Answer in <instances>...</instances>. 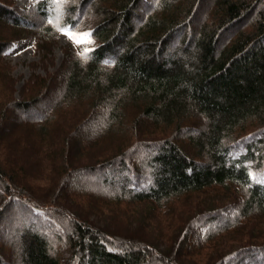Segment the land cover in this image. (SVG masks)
<instances>
[{
    "label": "trees",
    "instance_id": "16d2710c",
    "mask_svg": "<svg viewBox=\"0 0 264 264\" xmlns=\"http://www.w3.org/2000/svg\"><path fill=\"white\" fill-rule=\"evenodd\" d=\"M200 1L0 0V57L61 28L95 43L0 99V218L18 209L2 264H264V0H212L192 31ZM55 82L56 109L81 103L62 122L40 103Z\"/></svg>",
    "mask_w": 264,
    "mask_h": 264
},
{
    "label": "rangeland",
    "instance_id": "374dc122",
    "mask_svg": "<svg viewBox=\"0 0 264 264\" xmlns=\"http://www.w3.org/2000/svg\"><path fill=\"white\" fill-rule=\"evenodd\" d=\"M211 1L212 0H201L200 1L199 5L197 7V11H196L197 14H196L195 18L190 22V25H189V27L192 29V31H196L197 28L201 25L203 15L207 11L208 4ZM29 2H30V0H12V5L19 7V9H22V8L28 7ZM138 9H140V8L137 7L136 11H139ZM59 12L60 11L58 9L57 13H59ZM25 15H27V14L25 13ZM32 20H35V18L33 17ZM247 21H249V17H246L243 20H241V22L238 23L235 26V28H238V29H239V27L243 28L244 27L243 25H246ZM3 31L5 32V30H3ZM69 31L76 33V34L86 33L84 31H77V30H69ZM6 34L8 35L9 33L6 32ZM55 39H56L55 44L52 46H51V44H49L48 48L46 50H44V48H42L43 50H41V48L39 46L35 45V43L32 39L19 38V39L12 42V46L9 47L4 52V54L1 55V57H0V64L2 65L0 72L3 74L0 77V99L10 97L7 100L10 102L11 99L15 100V99L23 98L24 95H27V93L31 89H35L36 86L39 87V84H41L42 81L46 80V79L44 80L43 78H45L49 75L50 76L48 78L56 75V72L62 68L65 59H67V55L71 54L70 51L73 50L72 47L77 49V51H79V52H83L86 49H91L93 47V45L95 44L93 39H91L89 37H85V36H79V35L77 36V39H79L81 42L80 43H74L73 39H70L69 36L64 34L62 31L57 32V36ZM176 43L174 45H176ZM188 50H193L192 45H190L188 47ZM141 54H142L141 51H137V55H141ZM177 56L179 58H181L179 64H185V61H184L185 56L183 57L181 52H179V54ZM55 85H56V82H55L53 88H51L50 90H48L44 94V96L41 98L40 103H42L46 107L51 104L54 108V111H56V113H57L55 116L56 117L55 121L62 122V120L66 116V115L64 116V114H62V113L69 112V114L71 115L73 112L72 109L73 108L75 110L78 109L80 107L81 103H79V101H77V102L68 101V103L65 104L63 107L56 109L55 105H56V102L58 101L60 95L58 93V89L55 88L56 87ZM5 101H6V99H5ZM54 103H55V105H54ZM41 108H42V106L39 104L36 106V109L38 111H41L42 110ZM22 114H23L22 112L20 113L17 110L10 109L8 116L5 119V124L7 126H9L11 123L19 122L20 121V119H19L20 115H21V117L26 118ZM74 114H75V112H73L72 115H74ZM70 115H67V116L70 117ZM15 126H16V124H15ZM23 129L24 128L21 127V125H19V124L15 128V130H18V131L22 130V132H23ZM12 141L13 140L11 138L9 143L7 142L8 150H10V148L12 147ZM29 145L22 147V142H21V144L18 143V146L16 145V147L19 149L18 155L19 154L21 155V153L26 155L29 150H25V147H26V149H29ZM203 165H204V167L208 166V164L206 162ZM36 168H37V166H36ZM38 170H37V172H39ZM80 179L82 181L85 180V179H82L79 176H77L74 179H72L70 183H75L77 181L79 182ZM28 182H29V180H28ZM34 183L37 185L38 180H36V182H34ZM44 183H45V181L42 182V184H44ZM15 208H16L15 203H13V205L9 206L5 210L4 214L0 218V239H3L5 242L6 241L7 242L8 241L13 242V246H17L18 239L13 240L12 238L9 239L8 237H5V234H6L5 232H7V231L10 232L12 226H14L13 225L14 221L18 215V213L16 212L18 209L16 210ZM23 211L25 213L23 215V217L29 218L32 214V210L30 207L26 208V211L25 210H23ZM26 218H24L25 221H26ZM20 224H22V223L20 222ZM134 224H135V222L132 221V225H134ZM241 224H242V222H241ZM147 229L148 228H145V230H147ZM142 230L143 231H141V229L138 230V228L137 229L133 228V230L130 229V230H125V231H129V234L132 236H133V234L142 236L143 233H146V231H144V229H142ZM45 236L47 238H49L48 234H45ZM14 242H15V244H14ZM1 248H3V246L0 245V250H2ZM253 252L254 251H252L250 253V255L246 254V252L239 253L238 254L239 258L240 257L243 258L241 260V262L258 264L259 262L257 263V261L260 258L257 254H254ZM6 253L10 254L9 256L12 260L14 259L13 253H11V252H6ZM259 254L263 256L264 253H263V251H261V252H259ZM7 260L8 261L10 260L9 257H7V254H5L3 251H0V264H2V262L7 261Z\"/></svg>",
    "mask_w": 264,
    "mask_h": 264
},
{
    "label": "snow or ice",
    "instance_id": "6c2138e0",
    "mask_svg": "<svg viewBox=\"0 0 264 264\" xmlns=\"http://www.w3.org/2000/svg\"><path fill=\"white\" fill-rule=\"evenodd\" d=\"M49 23H52V21H49ZM64 34L68 35L70 39H73L74 43H80L81 41L79 39H77V36H85V37H89L91 36V33H81V34H76L73 33L71 31H69L68 29L65 28H61L60 29ZM90 51V49H86L85 52L83 53H79V55H81L82 57H86L87 52Z\"/></svg>",
    "mask_w": 264,
    "mask_h": 264
}]
</instances>
